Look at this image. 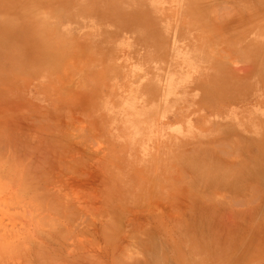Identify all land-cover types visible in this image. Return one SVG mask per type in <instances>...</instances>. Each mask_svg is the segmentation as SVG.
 I'll return each instance as SVG.
<instances>
[{
    "label": "rangeland",
    "instance_id": "1",
    "mask_svg": "<svg viewBox=\"0 0 264 264\" xmlns=\"http://www.w3.org/2000/svg\"><path fill=\"white\" fill-rule=\"evenodd\" d=\"M0 37V264H264V0H0Z\"/></svg>",
    "mask_w": 264,
    "mask_h": 264
},
{
    "label": "bare ground",
    "instance_id": "2",
    "mask_svg": "<svg viewBox=\"0 0 264 264\" xmlns=\"http://www.w3.org/2000/svg\"><path fill=\"white\" fill-rule=\"evenodd\" d=\"M12 16H13V14H12ZM16 16V15H15ZM38 33V32H37ZM40 34H43V33H41L40 32ZM2 49H8V46L6 45V40H5V38H2V37H0V51L2 50ZM4 166V165H3ZM5 167V166H4ZM4 176H5V174H4ZM11 177H13L12 175H11ZM10 177V178H11ZM10 181V180H9ZM11 183H13V181H11ZM25 184V183H24ZM23 184V185H24ZM28 190V189H27ZM24 191H25V189H24Z\"/></svg>",
    "mask_w": 264,
    "mask_h": 264
}]
</instances>
